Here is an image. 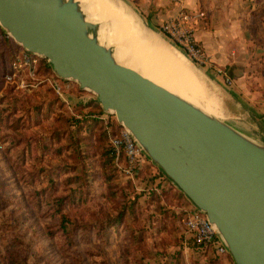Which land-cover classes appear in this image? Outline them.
Masks as SVG:
<instances>
[{
  "label": "rangeland",
  "instance_id": "obj_1",
  "mask_svg": "<svg viewBox=\"0 0 264 264\" xmlns=\"http://www.w3.org/2000/svg\"><path fill=\"white\" fill-rule=\"evenodd\" d=\"M79 1L85 15L111 30L103 29L109 46L221 117L226 86L214 68L224 66L180 51L203 74V84L193 82L155 50L123 36L111 13L98 6L92 12L95 0ZM121 1L175 47L160 32L174 0L160 7L159 0ZM22 49L0 26V78ZM44 75L56 76L50 62ZM64 95L47 81L22 91L0 80V264H235L229 253L191 244L182 220L192 203L154 162L148 158L134 179L115 166L109 139L119 123L95 93L70 80Z\"/></svg>",
  "mask_w": 264,
  "mask_h": 264
},
{
  "label": "water",
  "instance_id": "obj_2",
  "mask_svg": "<svg viewBox=\"0 0 264 264\" xmlns=\"http://www.w3.org/2000/svg\"><path fill=\"white\" fill-rule=\"evenodd\" d=\"M85 14L79 0H0V26L23 49L47 59L57 76L92 91L104 111L115 113L207 216L234 263L264 264V145L227 123L223 101L222 116L209 115L118 63L116 49L99 41L101 25Z\"/></svg>",
  "mask_w": 264,
  "mask_h": 264
},
{
  "label": "crops",
  "instance_id": "obj_3",
  "mask_svg": "<svg viewBox=\"0 0 264 264\" xmlns=\"http://www.w3.org/2000/svg\"><path fill=\"white\" fill-rule=\"evenodd\" d=\"M168 1L159 0L157 7ZM181 7L205 13L195 36L209 60L233 79L224 88L227 123L264 141V0H174L162 15L166 19Z\"/></svg>",
  "mask_w": 264,
  "mask_h": 264
},
{
  "label": "built area",
  "instance_id": "obj_4",
  "mask_svg": "<svg viewBox=\"0 0 264 264\" xmlns=\"http://www.w3.org/2000/svg\"><path fill=\"white\" fill-rule=\"evenodd\" d=\"M203 11L179 8L175 14L168 16L160 25V32L184 54L199 63H207L208 59L195 36V25L203 20ZM44 59V61L42 60ZM49 61L39 55L22 49L2 74L0 80L4 84L14 85L16 89L31 91L48 82L53 91L65 99L64 91L70 88L69 78L55 76L45 78ZM221 76L226 87H232L233 79L225 69L214 68ZM110 152L115 166L126 177L134 179L147 162L148 157L133 136L122 124L110 135ZM183 227L191 244L198 249H212L217 255L228 253L227 246L217 229L207 216L193 204L186 210Z\"/></svg>",
  "mask_w": 264,
  "mask_h": 264
},
{
  "label": "bare ground",
  "instance_id": "obj_5",
  "mask_svg": "<svg viewBox=\"0 0 264 264\" xmlns=\"http://www.w3.org/2000/svg\"><path fill=\"white\" fill-rule=\"evenodd\" d=\"M90 1L91 0H89V2ZM95 1L97 2V4L95 3V5L91 6V11L92 12L95 11L96 10L95 8H97V6H98L100 8V9L97 8V9H99V11L102 10L103 13L104 12L111 13V15L113 17H115V19L117 20V21L116 20L115 21L118 22L120 31L123 33V36H126L128 39H130L134 44H136L138 46L148 47V48H151L152 50H155L157 52V54L162 59H164L167 63L171 64L174 68H176L181 73H183L191 81H193V82H199V83H202L203 84V81L204 80H203V77L201 76L203 74H200L199 69H196L189 62V60L178 49H176V48L172 47L171 45H169L159 35H157L156 33H153L152 31L146 30L143 27V24H142L141 19L123 1H121V0H95ZM92 12H91V14H92ZM94 14L95 13H93V15ZM88 15H86L87 19L93 21ZM95 17H97V16H95ZM95 19H97V18H95ZM93 22H95V21H93ZM101 22H102V20H101ZM105 28H107V27H105ZM105 28H102V26L100 28V33L101 34L99 35V41L101 43H107L109 45V42H110L111 38L108 36L109 34L108 35H105L104 30H103ZM106 30H108V28ZM113 35L114 34H112V36ZM131 48L133 50V47H131ZM114 57H115V59H116V61L118 63L123 64L125 66H128V67H131V68L135 69L136 71H138L139 73H141L143 76H145V77L153 80L154 82H156L159 85L165 87L169 91L177 94L181 98H183V99L187 100L188 102L192 103L193 105L197 106L198 108H200L205 113H207L209 115L216 116V117H219L220 116V115L218 116L216 114V109L213 106H211L210 104L201 101L200 99H198V97H196L194 95L188 94L186 91L183 90V88L181 89L178 86H175V85H173V84H171L169 82H166V81L162 80L159 76H157V75L149 72L144 67H141L138 64L134 63L132 60L126 58L125 57V53L123 52V50L116 49V51L114 52ZM159 71H161V70H159ZM204 87H205V85H204ZM207 88H208V86H207ZM86 90H88V89H86ZM212 93H214V92L212 91ZM207 95H209V94H207ZM219 98H220V96H219ZM231 108H233V107H231ZM111 112H113V111H111ZM230 115H231V113H230ZM252 140L255 141V142H257V143H259V144L264 145V141L261 140V139H259L258 137L257 138H253Z\"/></svg>",
  "mask_w": 264,
  "mask_h": 264
},
{
  "label": "trees",
  "instance_id": "obj_6",
  "mask_svg": "<svg viewBox=\"0 0 264 264\" xmlns=\"http://www.w3.org/2000/svg\"><path fill=\"white\" fill-rule=\"evenodd\" d=\"M17 53H19V51L17 50V52L16 53H14L12 56H11V58H10V61H9V65H10V63L12 62V60L15 58V56L17 55ZM8 65V66H9ZM5 71V70H4ZM111 153V152H110ZM110 156H111V158H112V160H113V156L110 154Z\"/></svg>",
  "mask_w": 264,
  "mask_h": 264
}]
</instances>
